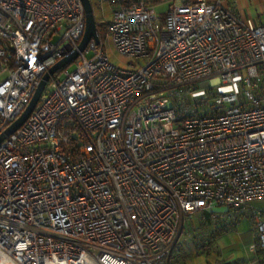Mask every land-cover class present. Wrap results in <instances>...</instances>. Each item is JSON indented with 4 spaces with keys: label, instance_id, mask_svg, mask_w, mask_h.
<instances>
[{
    "label": "built area",
    "instance_id": "built-area-1",
    "mask_svg": "<svg viewBox=\"0 0 264 264\" xmlns=\"http://www.w3.org/2000/svg\"><path fill=\"white\" fill-rule=\"evenodd\" d=\"M106 1L78 50L80 0H0V133L78 50L0 141V264H177L185 222L215 207L250 206L264 249V22L221 0Z\"/></svg>",
    "mask_w": 264,
    "mask_h": 264
},
{
    "label": "rangeland",
    "instance_id": "rangeland-1",
    "mask_svg": "<svg viewBox=\"0 0 264 264\" xmlns=\"http://www.w3.org/2000/svg\"><path fill=\"white\" fill-rule=\"evenodd\" d=\"M91 3L97 18L102 19L103 21H106L110 18L111 10L106 0H91ZM164 8L165 5L163 4L160 5L157 10H163ZM99 32L102 41H104L105 50L110 61L118 67L129 68L128 62L131 59L124 55L118 54L114 50L110 38L106 37L107 31L104 24L99 26ZM66 68L73 70L74 63H70ZM4 76L5 74H0V80ZM252 206H254L256 210H264V199L256 200L252 203ZM249 210L251 211V208ZM231 218L232 219L224 218L220 221L212 220L210 224L212 227H215L216 225L219 226V224L223 225V228L226 230L227 227H230L232 222H235V218ZM189 222V230H187L185 226L183 231L184 233L179 237L177 248L179 249V247H181L184 255L182 259V254L180 255L177 264H264V261H260L262 258H259L258 256L256 257L255 254L253 257L249 252L251 245L256 242L257 237L253 228V224L249 220V217L247 218V215L242 220L236 222L233 229L228 232V240L230 242L226 238H224L225 240L222 242L219 238H216V235L213 236L211 234V236L209 232L208 235H204L203 232H205V230L208 228L207 226L211 225H206L204 223V219L200 218L199 216L193 217V219H190ZM251 228L253 230H251ZM251 232H253V238L251 236ZM247 238L252 240L251 245L247 243L249 242L246 241ZM217 239H219V241ZM244 240L246 241L245 243L243 242ZM253 250L260 251L261 249L255 246ZM176 251L178 253V250ZM225 259H229L228 263L224 262Z\"/></svg>",
    "mask_w": 264,
    "mask_h": 264
},
{
    "label": "crops",
    "instance_id": "crops-1",
    "mask_svg": "<svg viewBox=\"0 0 264 264\" xmlns=\"http://www.w3.org/2000/svg\"><path fill=\"white\" fill-rule=\"evenodd\" d=\"M221 2H222V5L227 7L228 9H230L233 12V14L235 16H237L239 21L243 24H246L248 26H256V25L264 22V0H221ZM250 208H251L250 206H246L239 211H235V210H231V209H229L228 211H225V208L215 207L214 209L206 210L203 213L197 212L192 216L191 219H193V217H195V216H199L200 218L204 219V223L206 225H211L210 223L212 220L220 221L221 219L223 220L224 218L232 219L231 217H234L235 222H232L230 227L229 228L227 227L226 230L223 228V225L219 224V226L216 225L218 227L215 226L216 228L212 227V225L207 226L208 228L205 230V232H203L204 235L205 234L208 235V232L210 235L211 234L213 236L216 235V238H219L223 242V240H225L224 238H226L227 240L229 239L228 238V235H229L228 232L233 229L235 223L238 222L239 220H242L243 218H245L246 215H247V218L249 217V220L252 222L253 217H252V212L249 210ZM252 224H253V222H252ZM189 225H190V222H189V220H187L185 222V226H186L187 230H189L188 229ZM207 230H209V231H207ZM251 230H253V229L251 228ZM217 235H219V236H217ZM251 236L253 238V232H251ZM219 239H217V240L219 241ZM246 241H249V242H247V243H249V245L252 244V242H251L252 240H250L249 238H247ZM246 241L244 240L243 242L245 243ZM177 250H178V253L175 255L174 260H176L178 262L180 255L182 254V256H181V259H182L184 253H183V250H181V247H179V249L177 248ZM261 250L260 251L259 250L254 251L253 249H249V252H250V254H252V256L255 254L256 257L258 256L259 258H262L260 261H264V249H261ZM228 261H229V259L224 260L225 263H228Z\"/></svg>",
    "mask_w": 264,
    "mask_h": 264
},
{
    "label": "water",
    "instance_id": "water-1",
    "mask_svg": "<svg viewBox=\"0 0 264 264\" xmlns=\"http://www.w3.org/2000/svg\"><path fill=\"white\" fill-rule=\"evenodd\" d=\"M82 2L83 8H84V14H85V29L84 33L78 43V50H83V48L86 46L87 42L90 40V38H94L96 41L99 40L98 34H97V23L95 19V14L93 11V6L91 3V0H80ZM78 50H73L67 55L60 58L58 61H56L53 65H51L46 72L41 76V78L38 81L37 86L35 87V90L33 91V94L24 108V110L21 112V114L10 124L8 125L1 133H0V141H2L8 134L13 132L15 129H17L28 117L30 112L35 107L45 85L50 76H52L57 70L60 68L66 66L68 63H70L74 58H76L78 54Z\"/></svg>",
    "mask_w": 264,
    "mask_h": 264
}]
</instances>
